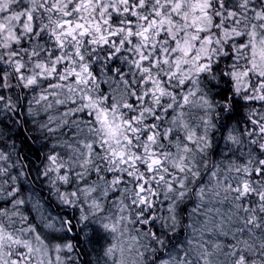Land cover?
Segmentation results:
<instances>
[{"label":"clouds","instance_id":"1","mask_svg":"<svg viewBox=\"0 0 264 264\" xmlns=\"http://www.w3.org/2000/svg\"><path fill=\"white\" fill-rule=\"evenodd\" d=\"M0 264H264V0H0Z\"/></svg>","mask_w":264,"mask_h":264}]
</instances>
